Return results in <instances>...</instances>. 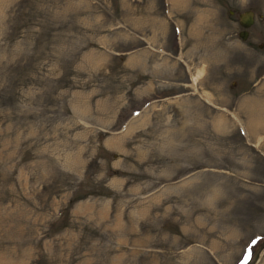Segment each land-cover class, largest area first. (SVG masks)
Returning <instances> with one entry per match:
<instances>
[{"label": "rangeland", "instance_id": "obj_1", "mask_svg": "<svg viewBox=\"0 0 264 264\" xmlns=\"http://www.w3.org/2000/svg\"><path fill=\"white\" fill-rule=\"evenodd\" d=\"M263 85L264 0H0V264H264Z\"/></svg>", "mask_w": 264, "mask_h": 264}, {"label": "water", "instance_id": "obj_2", "mask_svg": "<svg viewBox=\"0 0 264 264\" xmlns=\"http://www.w3.org/2000/svg\"><path fill=\"white\" fill-rule=\"evenodd\" d=\"M241 19H239V24L242 26L241 30H239L238 35L241 38L247 33L246 27L252 22V13L249 10L244 11L240 14Z\"/></svg>", "mask_w": 264, "mask_h": 264}, {"label": "bare ground", "instance_id": "obj_3", "mask_svg": "<svg viewBox=\"0 0 264 264\" xmlns=\"http://www.w3.org/2000/svg\"><path fill=\"white\" fill-rule=\"evenodd\" d=\"M137 57V56H136ZM135 60H136V58H135ZM200 74H201V72H198V74H195L194 76H192V80H193V82H195V79L196 78H198L199 76H200ZM264 86V85H263ZM264 102V101H263ZM264 105V104H263ZM261 108H262V110L264 109V106H261ZM147 109V108H146ZM145 112V111H144ZM251 113H254V112H252V110H251ZM256 115V114H255ZM233 116H234V118L236 119V120H238L240 123H241V121L239 120V118L235 115V114H233ZM250 119H252V118H250ZM254 120V119H253ZM255 122V121H254ZM259 122V121H258ZM264 122V121H263ZM260 124H261V122H259ZM259 123H258V125H259ZM262 125V124H261ZM260 125V126H261ZM256 126V125H255Z\"/></svg>", "mask_w": 264, "mask_h": 264}]
</instances>
